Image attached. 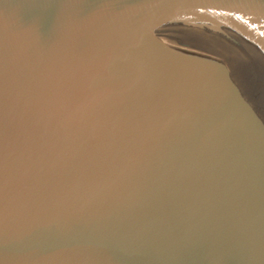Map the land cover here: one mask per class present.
<instances>
[{"label": "water", "instance_id": "water-1", "mask_svg": "<svg viewBox=\"0 0 264 264\" xmlns=\"http://www.w3.org/2000/svg\"><path fill=\"white\" fill-rule=\"evenodd\" d=\"M0 264H264V0H0Z\"/></svg>", "mask_w": 264, "mask_h": 264}]
</instances>
